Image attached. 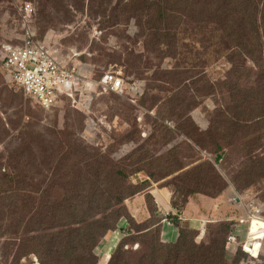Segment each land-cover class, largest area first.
I'll list each match as a JSON object with an SVG mask.
<instances>
[{
	"label": "rangeland",
	"instance_id": "obj_1",
	"mask_svg": "<svg viewBox=\"0 0 264 264\" xmlns=\"http://www.w3.org/2000/svg\"><path fill=\"white\" fill-rule=\"evenodd\" d=\"M162 1L169 19L151 27L137 4L146 7L153 0H0V51L4 45L21 42L26 22L64 65L77 63L91 86L73 89L71 98L61 95L56 107L43 110L6 78L0 53V175L4 174V182L6 175L14 178L12 192L0 195V264L54 262L36 239L40 220L26 190H35L29 184L44 180L62 182L74 163L86 171L88 165L102 162L108 171L104 162L112 159L126 169L134 191L164 188L172 209L182 211L195 212L196 204H205L204 213L190 215L195 224L181 222L189 232L182 240L206 245L218 225L231 220L240 227L243 239L248 217L256 214L264 220V178L259 175L264 168V78L259 79L250 61L240 59L242 42H250V33H240L236 27L224 29L217 18L222 0ZM241 1L249 9L255 5L257 18L264 21V0ZM205 15L217 23H207L209 28L214 25L222 31L215 43L230 41L221 37L227 32L238 48L226 43L230 49H222L220 59L214 58L220 52L211 47L198 48L193 31ZM212 37L209 33L207 39ZM183 42L191 43L195 52H188L187 59ZM229 60L238 66L233 67L237 71L231 78ZM106 73H115L123 81V92L113 93L99 84ZM206 88H210L209 96L198 97ZM168 97L173 113L165 104ZM228 100L256 109L239 123L237 132ZM206 129L222 130L218 152L213 153ZM201 139L207 150L194 145V140ZM252 156L260 159L261 169L251 165ZM217 179L225 185L219 194ZM106 181L111 183V177ZM126 211L132 218L127 207ZM132 220L131 234L117 243L126 236L123 251L133 252L127 255L143 253L140 242L153 238L157 243L158 238V232H149L154 229L144 233L154 218ZM135 229L143 231L141 238ZM110 234L93 249L100 260L110 254L103 251ZM261 242L259 256L264 254V238ZM44 246L56 255V243ZM259 259L246 256L239 264H259Z\"/></svg>",
	"mask_w": 264,
	"mask_h": 264
},
{
	"label": "trees",
	"instance_id": "obj_2",
	"mask_svg": "<svg viewBox=\"0 0 264 264\" xmlns=\"http://www.w3.org/2000/svg\"><path fill=\"white\" fill-rule=\"evenodd\" d=\"M237 1L238 3L234 5L232 1L222 0L223 9L217 18L219 23H223L224 29L229 30L232 27H236L240 33H250V42H242L243 53L239 51V53H242L240 55L241 63L250 61L255 70L258 71L259 79L262 80L264 78V56L261 51L263 48L262 41H264V37H262V34H264V21L257 18L258 14L255 5L249 9L241 0ZM137 6L139 7L138 10L148 15V23L151 27L169 19L165 1L153 0L146 7L139 4ZM201 23L206 24L202 26ZM201 23L199 25L196 24L193 31L194 37L197 38L196 45L198 48L202 49L207 46L220 52V55L214 57L215 59H220L219 57L223 53V51L221 52L222 49L229 50L230 46L238 48V43L231 40L234 37L228 36L227 32L221 37L230 41L215 43L222 31L219 28L214 29V25L213 28L208 27L207 23L217 24L212 16L205 15V19ZM246 28L247 31L244 30ZM209 33L213 34V37L207 39ZM226 43H229L230 46ZM190 44L183 42L184 47L188 49L187 56H183L185 59L191 56V54L188 55V52L192 53V55L195 53ZM204 53H208V51L204 50ZM229 61L232 63L229 73L231 78L237 71L233 68L237 66V63ZM209 91L210 88H206L200 91L197 96H209ZM170 100L168 97L165 104L169 105V111L173 113L175 110L174 104L173 102L170 103ZM226 106H232V113L236 117L234 121L236 125L235 132H237L238 126L240 127L239 123L243 119L250 118L252 112L256 111L254 106L247 110L240 107V103L231 102V100H228ZM237 115L243 118H237ZM221 131V129L205 130L214 145L215 150H213V153L221 149L218 145L219 137H224ZM194 145L200 150H207L203 139L201 141L194 140ZM214 161L216 163L217 158ZM259 161L260 159H255V156L250 158L251 165L258 170L261 169L260 164L257 163ZM104 163L109 168L108 171L102 168V162L88 165L86 171H83L79 164L74 163L71 170H69L71 172H67L63 176L62 182L50 179L49 182L44 180L38 184H29L30 187H37L35 190H26L29 200L36 205L35 213L38 214L40 220V228L36 230V239L47 251V257L54 261L52 263L42 262V264H101V262L102 264H239L242 258L249 256L241 248H237L227 242V236L235 228L232 220L228 221V223L221 222L223 224L218 225L216 234L213 233L206 245H204L203 243L197 244L193 240L190 242L182 240L181 237L187 238L189 232L183 230L184 226L178 224L175 219L172 224L177 227V240L174 243L160 244L159 227L163 219L156 214L149 196H146V205L151 211L148 200L150 205L152 203L153 209L150 215L151 219L154 218V223L152 222L144 233L151 229H154V231L149 232H158L157 243L156 241L153 242V238L148 243L141 241L140 243L145 249L143 253L130 255L133 253L130 252L131 250L126 249L127 251H123L122 241L131 234L130 227L134 223L127 214L126 200L144 192L146 188L142 189V191L132 190V186L127 182L128 174L126 169L119 162L114 163L111 159L109 162ZM213 170L216 173V169ZM259 175L264 178V168L263 174ZM107 177H111V183L106 181ZM6 178L7 180L4 182V174L0 175V193H2L0 195L12 192L14 178L9 175H6ZM217 180L219 181V194L224 190L225 185H221L222 179ZM24 187L26 188L27 186L25 185ZM34 194H37L38 197L33 198L32 195ZM121 209H123L122 212L120 211ZM122 220H125L127 224L126 232L124 233L126 236L119 242L112 253L105 255L103 260L95 257L93 249L98 241L106 236L107 233L118 230ZM134 232L136 237L141 238L140 235L143 231L135 229ZM54 243L57 244V246L53 247L56 255H51V250L44 245ZM127 252L130 254L127 255ZM263 255L256 258L252 257V259L257 260L260 258L259 264H264Z\"/></svg>",
	"mask_w": 264,
	"mask_h": 264
},
{
	"label": "built area",
	"instance_id": "obj_3",
	"mask_svg": "<svg viewBox=\"0 0 264 264\" xmlns=\"http://www.w3.org/2000/svg\"><path fill=\"white\" fill-rule=\"evenodd\" d=\"M24 23L21 42L18 45H4L0 51L2 70L10 82L21 88L25 96L34 100L41 109L46 111L58 105L61 95L71 98L73 89L91 87L87 78L79 73L80 67L77 63L68 62L64 65L47 42L38 40L30 25ZM99 84L113 93H121L124 90L123 81L115 73H106ZM182 215L180 209H170L162 214V222L169 221L171 224L173 218L183 220ZM254 215L251 217L259 218L256 214ZM238 228L240 229L235 226L227 236V242L241 248L251 258H256L260 253L263 237L259 239L257 254L251 256L250 250L254 249L252 245L254 236L250 234V227L247 228L243 239ZM258 229L264 233V228Z\"/></svg>",
	"mask_w": 264,
	"mask_h": 264
},
{
	"label": "crops",
	"instance_id": "obj_4",
	"mask_svg": "<svg viewBox=\"0 0 264 264\" xmlns=\"http://www.w3.org/2000/svg\"><path fill=\"white\" fill-rule=\"evenodd\" d=\"M146 196H149L156 211V214L163 219L162 214L173 207L171 206L168 191L164 188H156V187H148V189L140 194L135 195L131 199L126 200V207L128 209V213L134 218L137 222H144L147 219H151L147 205H146ZM218 199L214 200L217 201ZM206 206L205 204L198 205L196 204L195 212L193 210H183L182 219L177 220L178 224H181L182 221H190L191 223L195 224L191 216H199L198 214L204 213L202 208ZM208 213V212H207ZM210 213V212H209ZM212 214V213H211ZM203 216V215H202ZM175 221V220H174ZM197 222V221H196ZM126 221L122 220L119 224V229L116 231H112L109 236L105 238V241H108L104 247V253H111L115 246L117 245L118 241L124 236L126 232ZM112 235V236H111ZM177 227L174 226L172 223L167 224L161 221L160 229H159V238L162 243H174L177 240ZM115 239L113 242H109L112 239ZM107 239V240H106Z\"/></svg>",
	"mask_w": 264,
	"mask_h": 264
},
{
	"label": "bare ground",
	"instance_id": "obj_5",
	"mask_svg": "<svg viewBox=\"0 0 264 264\" xmlns=\"http://www.w3.org/2000/svg\"><path fill=\"white\" fill-rule=\"evenodd\" d=\"M250 222V234H252L254 236V241L252 242V245H254V249H251V256H255L257 254V246L259 243V239H261L262 237L264 238V233L263 231H260L258 228H264V220L263 219H259L256 217H251L249 219ZM258 239V241L256 240Z\"/></svg>",
	"mask_w": 264,
	"mask_h": 264
},
{
	"label": "clouds",
	"instance_id": "obj_6",
	"mask_svg": "<svg viewBox=\"0 0 264 264\" xmlns=\"http://www.w3.org/2000/svg\"><path fill=\"white\" fill-rule=\"evenodd\" d=\"M176 218H173V221L175 220ZM177 220V219H176Z\"/></svg>",
	"mask_w": 264,
	"mask_h": 264
}]
</instances>
